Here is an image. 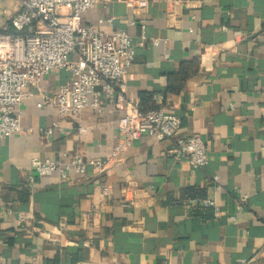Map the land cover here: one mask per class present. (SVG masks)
<instances>
[{
  "label": "crops",
  "instance_id": "1",
  "mask_svg": "<svg viewBox=\"0 0 264 264\" xmlns=\"http://www.w3.org/2000/svg\"><path fill=\"white\" fill-rule=\"evenodd\" d=\"M147 1L96 0L82 21L132 36L128 96L140 106L151 95L143 108L178 116V135L205 141L208 165L194 168L147 135L114 157L123 112L113 96L100 112L60 117L53 100L69 74L54 70L20 105L23 131L0 139V264H264V0H177L174 14ZM184 60H198L199 72L171 92ZM76 154L108 167L86 178L69 169L64 179L31 165ZM186 187L206 198L181 200Z\"/></svg>",
  "mask_w": 264,
  "mask_h": 264
},
{
  "label": "built area",
  "instance_id": "2",
  "mask_svg": "<svg viewBox=\"0 0 264 264\" xmlns=\"http://www.w3.org/2000/svg\"><path fill=\"white\" fill-rule=\"evenodd\" d=\"M120 1L129 7L148 6L147 0ZM164 1L174 14L177 0ZM95 5L96 0H17L15 14L0 24V139L23 131L19 107L31 95L29 88L54 70L66 69L69 79L60 85L53 100L60 117L77 115L86 107L100 112L103 96H113L115 108L123 112L119 119L123 137L114 146V157L147 135L169 141L170 151L178 159L189 160L194 168L206 167L210 159L201 136L178 135L181 125L178 116L164 107L142 110L128 96L126 80L136 55L134 40L124 29L105 34L83 23V13ZM58 127L60 124L56 122L46 133L51 134ZM79 130L84 133L86 128L79 126ZM31 165L37 176L58 173L66 179L71 169L86 178L91 168L102 175L108 161L76 154L66 165L40 157L33 158ZM103 193L109 195L110 189L104 187ZM247 197L239 199V211L245 210ZM205 203L214 204L212 200Z\"/></svg>",
  "mask_w": 264,
  "mask_h": 264
},
{
  "label": "trees",
  "instance_id": "3",
  "mask_svg": "<svg viewBox=\"0 0 264 264\" xmlns=\"http://www.w3.org/2000/svg\"><path fill=\"white\" fill-rule=\"evenodd\" d=\"M199 72V62L198 60H184L179 69L169 76V90L171 92H177L182 89L188 79L192 76L198 74ZM151 95L146 96L145 98H141L140 108L142 110H150L152 108H156V106H150L149 108H143L141 105L144 103L145 100H149ZM206 192L204 189L197 188V187H186L181 191V200H189V199H205ZM170 203L174 202V200H170Z\"/></svg>",
  "mask_w": 264,
  "mask_h": 264
},
{
  "label": "rangeland",
  "instance_id": "4",
  "mask_svg": "<svg viewBox=\"0 0 264 264\" xmlns=\"http://www.w3.org/2000/svg\"><path fill=\"white\" fill-rule=\"evenodd\" d=\"M16 10L17 0H0V24L15 14Z\"/></svg>",
  "mask_w": 264,
  "mask_h": 264
}]
</instances>
